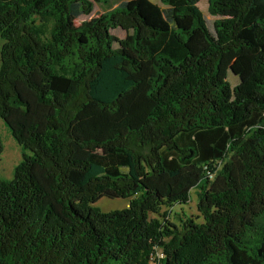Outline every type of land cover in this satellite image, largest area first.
<instances>
[{
	"label": "trees",
	"instance_id": "obj_1",
	"mask_svg": "<svg viewBox=\"0 0 264 264\" xmlns=\"http://www.w3.org/2000/svg\"><path fill=\"white\" fill-rule=\"evenodd\" d=\"M198 1L0 0V264H264V0Z\"/></svg>",
	"mask_w": 264,
	"mask_h": 264
},
{
	"label": "rangeland",
	"instance_id": "obj_2",
	"mask_svg": "<svg viewBox=\"0 0 264 264\" xmlns=\"http://www.w3.org/2000/svg\"><path fill=\"white\" fill-rule=\"evenodd\" d=\"M159 5H162L160 0H152ZM199 9L204 14L205 18L208 21V24H211V21L214 19L207 12V0H199L197 3ZM102 11L100 4L94 2V10L88 16L82 15L78 20L89 18L90 16L97 15ZM77 22V21H76ZM113 33L116 36H122V32L118 30H113ZM1 43V40H0ZM228 80L231 84L238 82V77L235 76L232 72H228ZM0 139L2 142V150L0 152V178L9 179L13 175V170L16 164L22 159L23 154H30L29 150L24 149L19 145L15 139L12 137L11 132L0 118ZM196 188H192L190 191V200L187 203H176L172 206V210L175 212L183 211L191 216H198V211L196 209ZM131 197H116L110 198L107 196L100 197L96 202L92 203L93 206L98 207L102 211H110L115 209L124 208ZM166 207H162L161 211H164ZM152 215V214H151ZM173 213L170 215V219L176 222L175 218H172ZM176 217V216H174ZM200 219V218H199Z\"/></svg>",
	"mask_w": 264,
	"mask_h": 264
},
{
	"label": "built area",
	"instance_id": "obj_3",
	"mask_svg": "<svg viewBox=\"0 0 264 264\" xmlns=\"http://www.w3.org/2000/svg\"><path fill=\"white\" fill-rule=\"evenodd\" d=\"M164 256L162 250L160 248L156 249V251L151 255L148 264H158L159 260Z\"/></svg>",
	"mask_w": 264,
	"mask_h": 264
}]
</instances>
